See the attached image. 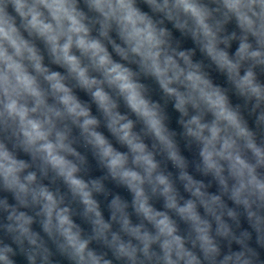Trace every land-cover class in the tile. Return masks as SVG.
<instances>
[{
    "label": "clouds",
    "instance_id": "obj_1",
    "mask_svg": "<svg viewBox=\"0 0 264 264\" xmlns=\"http://www.w3.org/2000/svg\"><path fill=\"white\" fill-rule=\"evenodd\" d=\"M0 264H264V0H0Z\"/></svg>",
    "mask_w": 264,
    "mask_h": 264
}]
</instances>
